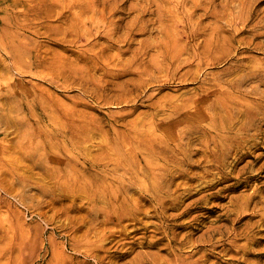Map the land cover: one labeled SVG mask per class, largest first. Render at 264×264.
Wrapping results in <instances>:
<instances>
[{"label": "rangeland", "instance_id": "obj_1", "mask_svg": "<svg viewBox=\"0 0 264 264\" xmlns=\"http://www.w3.org/2000/svg\"><path fill=\"white\" fill-rule=\"evenodd\" d=\"M221 1L211 4L208 0H199V4L191 8L196 9L194 13L197 12L192 20H177L175 13L179 10L173 3L160 1L164 21H160L157 9L153 16H149L151 28L136 33L131 44L124 45L122 50L113 48L105 53L104 58L109 57L107 61L96 57L92 50L93 42L106 45L108 35L103 27L100 28L102 36L92 35L91 43H82L84 39L74 42L69 32L66 33L71 39L67 42L52 43L43 31L52 28L62 31L66 25L64 15L53 19L35 18L34 9L27 12V0H0V264H137L138 261L157 264L159 257L168 255V251L159 250L161 244L135 245L145 237L157 234L153 231L144 233L143 228L147 222L152 230L154 224L163 219L154 215L155 199L141 200V208L151 211L140 215V223L135 224L131 217H127L118 224L105 215L104 210L113 205L105 203L103 196L78 186L73 188L72 181L76 177L98 178L100 175L96 169L101 171V166L86 170L84 166L87 164L80 162L75 169H65L68 162H73L74 156L82 150H88V156L93 157L108 149L121 163L129 166L126 179L136 181L131 166L134 156L118 155L114 152L117 151L115 144L139 151L143 147L144 133L145 137L155 135L156 141L179 152L170 159H157L158 166L166 169H179L182 166L178 175H167L169 178L174 176V182L181 184L173 186L162 196L168 202L181 196L179 202H184L179 209H169L172 213L169 223L174 222V214L179 213L192 198L212 196L213 191L219 188L226 194L219 198L210 197V204L221 207L218 212L194 208L196 203L188 205L191 210L182 217L183 220L190 221L197 213H204L206 217L194 223V227H175L176 233L198 231L195 227H199L204 218L203 223H226L224 216L219 218V212L224 207H230L237 213H243L242 207L250 196L261 198L264 205V171L260 168L264 163V120H255L254 125L247 129L241 124L242 118L236 114L228 124L244 128L243 131L217 130L213 125L221 124L222 120L227 122L228 119L213 109L201 116V103L195 102L186 111L174 113L168 108L167 113L158 110L170 104L185 103L187 98L196 96L203 85L223 83L226 78L238 75L237 72L226 71L228 66L237 62L235 55L255 57L252 65L264 64V52L245 49L255 33H264V0H259L260 11L247 22L246 29H242L243 25L233 19L242 9L239 0L232 3L224 0L223 5L219 4ZM132 4L137 8L139 1L132 0ZM206 7L216 8L228 16L199 17L198 13ZM66 12L69 14V11ZM132 19L124 14L121 24L110 31L116 36L126 33ZM239 26L242 28L236 33ZM90 27L81 28V34L90 29L93 32L96 30ZM260 39L264 40V37L260 36L255 41ZM43 42L44 46H41ZM40 46L65 53L71 59L88 50L93 54L88 60H81L75 65L78 68L76 72L64 73L59 79L57 68H44L42 74L38 70L36 50ZM131 61L127 71L114 75V70L121 63L129 64ZM244 63L250 65L248 60ZM64 80L74 83L73 86L69 83L70 88L64 87ZM82 81L85 85H81ZM42 88L48 90L56 102L73 105L75 100L86 101V106L79 107L97 118L103 128L102 133L91 127L87 138L76 143L70 141L62 133L64 121L60 117H49L41 108L33 111L28 106L34 98L32 96L40 93ZM259 100L248 94L237 97L242 104H256ZM120 116L125 118L124 121L116 123L115 119ZM176 120L204 127L206 132L191 133L180 126L176 129L177 125L171 124ZM23 122L29 127L21 133ZM240 132L243 133L239 140L243 141L250 153L242 155L241 150L239 154L231 155L228 153L230 143ZM257 134L259 137L254 138ZM251 136L253 141H258L253 147L245 144L251 143L248 141ZM62 166L65 170L61 171ZM139 172L143 178V190L156 189L160 183H164L162 178L157 181L143 177V173ZM251 174L256 176L243 183L246 176ZM127 180L125 183L130 184L131 188L124 192L127 195L122 199L135 204L140 199V189L133 181ZM204 180L222 182L216 188H210ZM230 185L233 186L223 189ZM186 187L191 190L185 191ZM190 193L193 196L189 198ZM253 205V202H249L248 213ZM260 205L252 212L255 215L253 218L247 215L233 226L234 229L230 228L223 239L234 242L238 247L246 246L249 240L239 233L246 221L253 222L264 213V206ZM261 227L264 228V224ZM250 233H256L259 239L255 243L250 242L248 248L262 247L264 230ZM141 252H151L153 255L146 258ZM192 252V247H188L184 254ZM212 258L217 259L215 256ZM260 258L264 259L247 256V262L253 264ZM221 260L226 261L225 256ZM228 262L222 264H245L233 259Z\"/></svg>", "mask_w": 264, "mask_h": 264}, {"label": "bare ground", "instance_id": "obj_2", "mask_svg": "<svg viewBox=\"0 0 264 264\" xmlns=\"http://www.w3.org/2000/svg\"><path fill=\"white\" fill-rule=\"evenodd\" d=\"M139 5L135 8V4H132V0H27L29 4L27 9H34L35 18H43V19H53L54 17L65 16L66 19L64 21L65 26L62 27V31L60 29H48L43 31L45 36L52 43H60L67 42L69 38V32L73 36V41H78L80 39H84L82 43H91L92 35L102 36V31L100 32V28L103 27L105 29V33L108 35L106 38V45H102L99 42H93L92 50L95 52L96 57L102 58L103 60H109V57H105V53L109 52L113 48H118L122 50L124 45H130L134 40L135 34L138 32H143L149 30L150 24L149 16H153L157 11V15L160 18V21H164L163 13L160 9V1L166 0H138ZM172 2L174 7L177 8L175 16L177 20L183 19H193L194 15H197L196 9H191L194 6L199 4V0H167ZM217 0H208V3L216 4ZM236 2L238 0H225ZM224 0L219 2V4L223 5ZM242 5V9L239 11L237 15H234L233 19L240 24L243 25L236 27V33L241 28L246 29L247 22L251 21L254 16H256L260 11V3L259 0H239ZM54 6L57 8L55 9ZM216 6V5H215ZM69 11V14H66ZM73 15L70 18V15ZM127 17H133V19L127 25V32L116 36V33H112L110 30L119 26L121 21L123 20V15ZM199 17H221L224 18L228 15H224L218 11V9H207L204 8L201 13H198ZM91 26L90 28L95 27V31L89 30L88 32H84L81 34V28L85 26ZM107 28V29H106ZM41 32V31H39ZM41 34V33H40ZM81 34V35H80ZM260 36L264 37V33H255V37L250 40L249 45L246 46V50H256L259 52H264V40H257ZM44 43H41V46H44ZM39 47L36 50V61L38 69L40 73H43V70H59L57 77L62 79L64 73L76 72L78 70L77 66H75L81 60H88L90 56L93 54L91 50H88L85 54H79L76 58L71 59L66 56L65 53L57 52L54 50H50L48 47L46 49H42ZM42 49V50H41ZM237 57V62L235 64H231L227 67L226 71L237 72L238 75L234 77L226 78L223 83H212L209 86L203 85L201 91L194 97L187 98L185 103L181 105L170 104L168 107H160L158 110L161 113L165 112L168 108L173 111L178 110H187L193 103H201L200 107V115L203 116L207 114L210 109H213L216 113H220L221 115H225L223 118L228 119L227 122L221 121V124H215L213 127L217 130L224 129H239V131H243L244 128L238 127L237 125L233 126L229 123V120L233 115H239L242 120L241 124L250 129L251 126L254 125L255 120H264V64H254L251 62L255 59L253 56H245V55H235ZM116 58H114V61ZM248 60L250 63L247 66L244 61ZM131 62L121 63L119 68L114 70V75H118L123 71H127L131 66ZM42 68V69H41ZM57 68V69H56ZM21 71L19 67H17ZM16 71V70H15ZM19 73V72H18ZM21 75V74H20ZM23 76V75H22ZM21 78V76H19ZM24 79V78H23ZM23 81V80H22ZM205 81V79H204ZM251 82H255L254 85ZM20 83V82H19ZM64 87H71L74 83L64 80ZM71 83V84H69ZM206 84V83H205ZM81 85H85V82L82 81ZM40 93H35L32 96V102L28 103V106L34 109L41 108L49 117H60L64 123V128L62 133L66 137H69V140L73 143L79 142L80 140H84L88 137L89 128L95 127L97 128L99 133H102L103 128L98 123L99 121L93 115H89L84 110H82L79 105L86 106L87 102L84 100H75L73 105H67L62 102H56L51 95V93L42 88L40 89ZM212 94V95H211ZM254 95L256 98L260 99L256 104L252 103H239L237 101L238 96L242 95ZM43 103H48V105H44ZM26 107V106H24ZM199 112H197V116L200 117ZM115 119V122L124 121V117ZM160 125L162 123H159ZM173 126L182 127L183 129H187L191 133L200 131L206 132L204 127H195L192 124H187L186 122H180L176 120L171 123ZM248 126V127H246ZM29 125L26 122L22 123L21 133L27 131ZM174 131V128H171ZM209 131V129H208ZM152 134V132H149ZM236 133V139L232 140L230 143V149L228 153L239 154L242 150V155L249 154L250 150L246 146L243 145V141L239 140L241 134ZM118 134H120L118 132ZM143 149L141 148L139 151L134 150L131 147L126 145H120L116 143V150L118 155H127L134 156L132 161V169L135 172L136 181L133 178L126 179L127 173L129 172V166L121 163L120 159L116 157L111 151L108 149H104L101 152L97 153L93 157L88 156V150H85L79 154L74 156L73 162H68L65 169H75L76 165L80 162L87 164L84 168L87 170L95 169L97 166H101V171L96 169V173L100 176L97 178L89 179L88 177L79 178L76 177L74 181V187H81L88 192H94L95 194H100L104 197V202L113 207L109 209H105L104 213L110 219H114L118 224H121L122 221L127 219V217H131L133 221L136 223H140L142 218L141 214H146L151 210L142 209L141 208V200L146 202L148 200H156L155 213L156 216H161L163 219L159 223L154 224L152 230L149 229L148 223H144V229L147 233L148 231H153L157 234H152L149 237H145V240H140L135 243V245L142 246H159V250L164 249L168 251V255H164L163 257H159V261L157 264H222L229 263L230 260H237L239 263L252 264L247 262V256H260L264 257V245L259 248H248V244L252 241L254 243L257 241L256 233L251 234V231L260 232L264 230L261 227L264 224V213L259 216L255 221H246L245 226L242 227V231L239 233L242 236L246 237L249 242H246V246L238 247L234 242H227L224 237L230 232V228L234 229L233 226L239 224L242 219H244L247 215H250L253 218L255 215L252 212L255 211V207L261 204L262 199L257 198L256 196H250L244 206L242 207L243 213H237L234 209L230 207H224V210L219 212L218 216L221 218L224 216V219L228 222L216 224L215 222L203 223L205 222L204 218L203 222L199 224V227H195L200 231L199 234L196 232L187 231L186 233H176L175 227H183L186 228L188 226H193L194 223L199 222L203 217H206L204 213H197L193 215L190 221H185L182 217L190 212L191 208L188 206L192 203H196L194 208L206 209L210 213L218 212L220 210V206L217 204L209 203L210 197H223L226 194L222 193L221 188L217 191H213L212 196H199L194 197L190 200L188 205H185L184 208L179 212L174 214V222L169 223L170 214L169 209L175 210L181 208L184 202H179L181 196H177L172 199V201L168 202L166 198L162 197L163 193L169 191L173 186L177 187L181 183L174 182V176L167 177L170 175H178L179 170L182 168H172L166 169L158 166L157 159L165 158L170 159L174 157L176 154H179L176 150L167 148L166 144H163L161 141H156L155 135H151L150 137H145V133L143 134ZM264 135V131L262 132ZM254 138H258V134L253 136ZM158 138V137H157ZM238 138V139H237ZM248 142H245L246 145L253 147V145H257L258 141H253L252 136L248 138ZM247 149L246 151H243ZM115 156V157H113ZM83 157V160H82ZM143 160L145 161L143 163ZM260 168L264 171V163L261 164ZM63 166L61 167V171L65 170ZM141 171L143 173V177L159 180L162 178L164 181L163 184L160 183L159 187L156 189H146L143 190V178L140 175ZM183 171V169H182ZM183 175L185 173H182ZM256 174H251L246 176V179L243 180V183H246L249 178L255 177ZM231 177L236 178V176L232 175ZM239 178V177H238ZM83 179V180H82ZM127 181H133L134 185L137 186L140 191V199L135 201V204L130 203L128 200H123L122 197L127 195L126 192L131 188L130 184L125 183ZM206 186L210 188H216L219 183L222 181H203ZM76 185V186H75ZM78 186V187H77ZM233 185L223 187V189L231 188ZM190 187H186L185 191L189 192ZM193 196V193L189 194V198ZM261 197V196H260ZM249 202H253V209L251 212L248 211ZM130 203V204H128ZM175 215H178L175 218ZM229 223L231 225H229ZM194 227V226H193ZM188 247H192V253H185V249ZM149 250H147L148 252ZM243 251L242 255L241 252ZM146 252V251H144ZM146 252V253H147ZM141 252L146 258H149L153 254L150 252L148 254ZM158 254V253H157ZM215 256L217 259H213ZM225 256L226 261L221 260V257ZM244 257V258H243ZM236 262V261H235ZM253 264H264V259H258V261H253ZM137 264H143L142 261H138Z\"/></svg>", "mask_w": 264, "mask_h": 264}]
</instances>
